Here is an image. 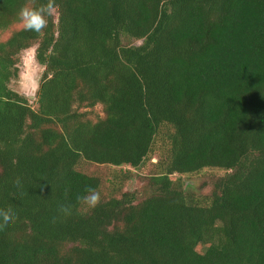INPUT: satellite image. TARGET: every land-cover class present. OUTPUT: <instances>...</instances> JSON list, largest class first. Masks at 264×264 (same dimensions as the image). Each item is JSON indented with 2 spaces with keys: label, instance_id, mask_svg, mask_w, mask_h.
<instances>
[{
  "label": "trees",
  "instance_id": "trees-1",
  "mask_svg": "<svg viewBox=\"0 0 264 264\" xmlns=\"http://www.w3.org/2000/svg\"><path fill=\"white\" fill-rule=\"evenodd\" d=\"M45 3L0 0V209L17 217L0 264H264V0H56L26 30L20 9ZM32 49L33 102L13 88ZM81 163L119 172L95 209ZM204 170L223 175L198 203L184 177Z\"/></svg>",
  "mask_w": 264,
  "mask_h": 264
},
{
  "label": "rangeland",
  "instance_id": "rangeland-1",
  "mask_svg": "<svg viewBox=\"0 0 264 264\" xmlns=\"http://www.w3.org/2000/svg\"><path fill=\"white\" fill-rule=\"evenodd\" d=\"M41 74L42 69L34 60V49L29 50L23 54L22 64L20 65V79L13 88L33 102ZM153 162H156V159H153ZM78 170L89 176L98 177L101 180L102 185L99 190L101 197L107 196L119 186L117 179L114 182L111 181L119 173L118 169L81 163L78 166ZM222 175L223 172L219 170H204L198 175L184 177V186L194 200L198 203H204L209 189L203 190L200 188L201 185L213 176ZM142 189L143 185L140 182H131L124 187V191ZM199 250L202 251L203 249L200 248Z\"/></svg>",
  "mask_w": 264,
  "mask_h": 264
},
{
  "label": "clouds",
  "instance_id": "clouds-1",
  "mask_svg": "<svg viewBox=\"0 0 264 264\" xmlns=\"http://www.w3.org/2000/svg\"><path fill=\"white\" fill-rule=\"evenodd\" d=\"M55 12L56 0H46V3L38 9H32L27 6L22 7L18 16L26 30L39 34L45 30L47 25L45 15L51 17ZM78 199L81 205L85 206L87 209H95L101 202V194L95 188L89 187L86 189L85 194L78 197ZM60 211L65 215L72 214V209L70 207H61ZM16 219V214L13 211L0 209V231L10 229L14 225Z\"/></svg>",
  "mask_w": 264,
  "mask_h": 264
}]
</instances>
